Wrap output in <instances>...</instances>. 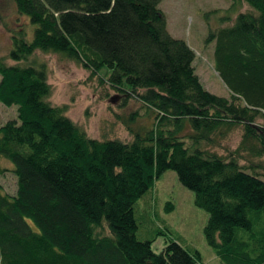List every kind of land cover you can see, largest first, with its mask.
<instances>
[{
    "label": "trees",
    "instance_id": "1",
    "mask_svg": "<svg viewBox=\"0 0 264 264\" xmlns=\"http://www.w3.org/2000/svg\"><path fill=\"white\" fill-rule=\"evenodd\" d=\"M14 1L36 28L31 40L13 31L0 56V102L18 105L0 126V174L9 160L18 183L14 195L0 185V264L201 263L199 250L174 238L157 253L138 237L136 204L170 169L209 212L206 237L224 264H264L260 163L242 164L239 149L224 157L203 148L243 123L241 149L264 157V0H241L251 9L235 18L234 3L221 18L230 24L206 40L230 97L204 86L162 0ZM37 52L62 54L142 101L155 125L131 141L89 136L66 105L50 102L47 65L28 63Z\"/></svg>",
    "mask_w": 264,
    "mask_h": 264
},
{
    "label": "rangeland",
    "instance_id": "2",
    "mask_svg": "<svg viewBox=\"0 0 264 264\" xmlns=\"http://www.w3.org/2000/svg\"><path fill=\"white\" fill-rule=\"evenodd\" d=\"M234 3V18L240 11L251 9L241 0H162L160 3L170 33L185 39L195 50L194 65L204 86L225 97H230L231 93L215 67V42L207 43L206 40L211 29L230 24L221 18L230 13L227 10ZM21 28L28 30L31 40L36 25L18 12L14 0H0L1 57H8L13 48L12 33ZM35 61L47 65L52 85L50 102L66 105L67 115L89 136L131 141L136 133L144 135L155 125V115L142 101L118 93L106 79L93 75L80 63L54 52H37L28 63ZM7 62L16 63L12 59ZM17 117L18 105L7 106L0 102V126ZM184 132L191 133V128L187 127ZM244 132L243 123L225 126L223 132L216 133L214 142H205L203 148L224 157L239 149L242 164L252 160L260 163L257 169L264 177V157L250 155L240 147ZM1 164L5 169L0 174L2 190L14 195L18 187L14 164L6 159ZM136 216L140 226L138 237L152 240L155 252H162L170 238H174L188 250L200 251L202 262L197 264H224L206 237L209 212L196 204L195 192L181 182L175 170H167L156 178L154 186L138 200Z\"/></svg>",
    "mask_w": 264,
    "mask_h": 264
}]
</instances>
